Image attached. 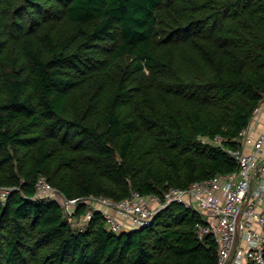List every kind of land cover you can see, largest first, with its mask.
<instances>
[{
  "label": "trees",
  "instance_id": "obj_1",
  "mask_svg": "<svg viewBox=\"0 0 264 264\" xmlns=\"http://www.w3.org/2000/svg\"><path fill=\"white\" fill-rule=\"evenodd\" d=\"M263 97L264 0H0V264H218L183 204L116 233L36 183L121 201L235 172Z\"/></svg>",
  "mask_w": 264,
  "mask_h": 264
},
{
  "label": "built area",
  "instance_id": "obj_2",
  "mask_svg": "<svg viewBox=\"0 0 264 264\" xmlns=\"http://www.w3.org/2000/svg\"><path fill=\"white\" fill-rule=\"evenodd\" d=\"M222 136L212 143L222 145ZM237 146L225 148L238 163V170L193 182L186 188L171 187L161 197L133 190L115 201L105 196L69 198L53 187L45 176L36 183L35 199L60 202L70 222L77 227L78 207L85 205L80 221L88 223L101 213L109 230L120 233L148 225L172 203L183 204L205 221L198 226L200 237L213 234L218 243V264H264V97L253 111L249 125L236 138ZM9 189L0 188L5 200Z\"/></svg>",
  "mask_w": 264,
  "mask_h": 264
},
{
  "label": "rangeland",
  "instance_id": "obj_3",
  "mask_svg": "<svg viewBox=\"0 0 264 264\" xmlns=\"http://www.w3.org/2000/svg\"><path fill=\"white\" fill-rule=\"evenodd\" d=\"M59 194L62 196L61 192H59ZM76 222L78 223L77 225H80V226L85 225V224H83V222L80 221V215L78 217H76Z\"/></svg>",
  "mask_w": 264,
  "mask_h": 264
},
{
  "label": "water",
  "instance_id": "obj_4",
  "mask_svg": "<svg viewBox=\"0 0 264 264\" xmlns=\"http://www.w3.org/2000/svg\"><path fill=\"white\" fill-rule=\"evenodd\" d=\"M233 255H234V254H233ZM233 255H232V258L228 261L227 264H231V263H232Z\"/></svg>",
  "mask_w": 264,
  "mask_h": 264
}]
</instances>
